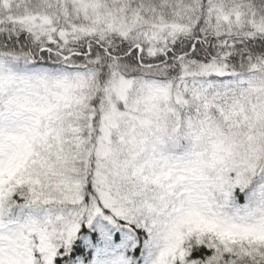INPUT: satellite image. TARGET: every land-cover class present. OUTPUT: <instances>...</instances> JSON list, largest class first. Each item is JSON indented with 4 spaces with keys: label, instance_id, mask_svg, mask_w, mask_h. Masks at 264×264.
Listing matches in <instances>:
<instances>
[{
    "label": "snow or ice",
    "instance_id": "1",
    "mask_svg": "<svg viewBox=\"0 0 264 264\" xmlns=\"http://www.w3.org/2000/svg\"><path fill=\"white\" fill-rule=\"evenodd\" d=\"M0 264H264V0H0Z\"/></svg>",
    "mask_w": 264,
    "mask_h": 264
}]
</instances>
